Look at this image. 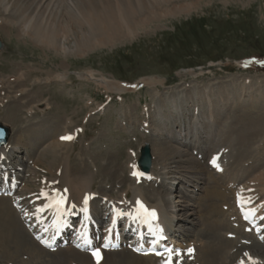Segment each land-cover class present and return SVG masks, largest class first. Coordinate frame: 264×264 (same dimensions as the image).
Here are the masks:
<instances>
[{
	"label": "rangeland",
	"instance_id": "374dc122",
	"mask_svg": "<svg viewBox=\"0 0 264 264\" xmlns=\"http://www.w3.org/2000/svg\"><path fill=\"white\" fill-rule=\"evenodd\" d=\"M12 1L17 0H5L6 4ZM25 1H30L29 3L35 6L38 0ZM9 14L11 8L8 11L0 9V24L4 23ZM174 17L150 23L146 30H139L124 43L92 50L85 57L73 55L67 59L35 46L26 36H19L13 24L10 29L7 27L0 31V122L11 129V138L21 140L24 139V131L30 127L44 123L51 125L50 132H44V140L39 141L36 147L24 141L19 143V148H13L12 152L9 150L10 164L3 165L6 169L1 165V171L8 177V182H0V196L10 199L9 204L16 212V220L18 218L25 234L21 244L14 241L9 232H2L0 226V264H23V260L29 264L30 259L35 261L34 264H81L77 258L71 256L64 259L57 257L72 250L84 253L73 242L72 233H75V226H79V220L72 223L70 233L63 237L58 247L53 250L40 244L39 241H45L46 236L36 234L38 238L35 239L36 231L31 232L38 222L34 216L39 207V194L47 179L51 177L48 172L51 156L47 153V147L57 136L66 135L63 133L66 130L69 134L78 130L79 134V141L73 147L76 150L70 158L73 168L80 164L94 175L90 205L93 233L96 236L101 235L109 222L105 202L117 204L126 192L130 193L131 200L134 187L139 186L147 196L148 205L153 203L156 197H161L162 200L166 198L163 203L167 215L173 218L171 233L179 249V252L174 253L175 264H197L199 252H203L212 242L210 235L202 227L200 216V205L206 200L208 187V177L205 174L210 172L220 179L226 188L235 181V189L231 191L233 196H230L233 209L234 194L243 190L250 192L247 184H256L251 182L250 177L253 174H264V138L261 134L250 136L246 132L244 141L237 138L231 147H227V135L231 134V131L226 128L222 129L224 137L217 143L212 142L213 137L206 133L197 136L188 128L184 129L177 124L168 125L166 131H160L165 127L166 120L161 121V116H155L151 111L153 89L142 86L135 92H127L128 94H110L97 83L80 78L93 73L95 79L106 78L131 86H136L145 79H156L165 82L156 87L161 93L170 92V88L186 89L196 81L209 84L211 81L216 83L235 79L240 87L237 93H241L239 90L242 87L247 90V93H243L242 100H248L250 94L263 96L260 105L253 109L258 113L257 119L264 124V80H261L264 77V0H205L189 13ZM66 48L72 50L74 41L66 45ZM189 72L202 76H188L186 73ZM61 74L64 77L55 79ZM250 79L257 82L256 89L250 90L251 92L246 84ZM16 81V85L11 84ZM182 83H185L183 87ZM257 87H260V90ZM232 103L233 100L229 101L220 121L227 120L226 123L238 132L236 129L240 128V124L237 123L239 121L235 122V111H238L235 106H231ZM147 109L149 114L146 113ZM29 112L32 113L28 114ZM8 113L9 117H15L14 121H3L2 118ZM240 116L238 112L237 118ZM201 120L204 121V118ZM261 133L264 134V130ZM153 140L176 147L177 151L183 153V158L178 157L175 161L167 162L154 159V147L151 144ZM146 144L151 147L155 172L150 180L148 178L134 182L132 168L137 167L141 155L139 151ZM228 148L235 149V153L228 152ZM217 154H221L224 159L220 161L222 172L216 171L217 168L212 165ZM237 164L240 168L243 166L244 170L248 169V172L252 170L249 175L253 174L248 175L249 178L239 180L226 175L228 171L236 169ZM57 167L58 164L52 169L56 171ZM12 180L19 181L17 188H13ZM257 188H252L254 191L251 197L254 200H262L264 193L258 196V190L262 188ZM23 199V207H28L23 208L24 210L20 204ZM233 214L237 213L228 210L224 219H228L229 225L236 230L239 220L237 221L238 216L233 217ZM25 218L30 219L32 224L25 223ZM263 222L264 220L261 223L264 224ZM239 233L237 237L244 239L243 232ZM219 234L222 239L236 242L235 244L240 246L229 250V261L226 264L244 261L249 249L246 242L240 238L235 240L234 235L225 230ZM255 235L258 236L257 240H264V232ZM35 245L42 247H38L42 252L35 255L28 253L27 249ZM131 247L125 243L121 250L130 251ZM188 250H192L191 253ZM257 250L258 248L255 249L257 256L264 255L262 250ZM19 254L24 256L20 258ZM120 255H113L104 261L93 260L89 264L160 263L159 260H144L133 252L128 259H123ZM260 259L258 263L264 264V256H260Z\"/></svg>",
	"mask_w": 264,
	"mask_h": 264
},
{
	"label": "bare ground",
	"instance_id": "6f19581e",
	"mask_svg": "<svg viewBox=\"0 0 264 264\" xmlns=\"http://www.w3.org/2000/svg\"><path fill=\"white\" fill-rule=\"evenodd\" d=\"M203 1L205 0H38L36 2L37 4L34 6L32 3H29L30 1L25 0L12 1L10 4H6L5 0H0V9L8 11L9 8H11V14L4 19V23L0 24V31H4L3 29H6L7 27L10 29V25L13 24L16 26L17 34H19V36H26L31 39L30 41L33 42L32 44L43 50L53 52L59 56L61 55V57H66V59L73 55L75 57H85L88 53L92 52V50H96L98 48L105 49V47L114 46L130 40V38L135 36L139 30H146L150 23L164 21L172 16L177 17L179 15H183L184 13H189L192 8L195 9L196 6H199V4ZM58 10L60 12H58ZM73 41L74 48L72 50H68L69 48H66V45L68 46V44ZM186 74L196 78L202 76L194 74V72ZM93 76V73H89L87 76L80 78H83L88 82L97 83L99 87L103 90H107L110 94L124 95L128 94L127 92H135L142 86H146L147 88H150V90L153 89L152 92L154 96L152 97L153 100H151L153 101V109L151 111L155 114V116H161V121L164 120L165 122L166 120L164 125L165 127L160 131H166L168 125L171 126L177 124L183 126L184 129L188 128L191 130V133H194L195 135L206 133L208 136L213 137L212 142L217 143L218 140H221L224 137L223 130L226 128V130L230 129L229 131H231V134L227 135L228 139L226 140L227 144L225 145L227 147L234 144L237 138H239L240 141H244L246 132L250 136H253L255 133H259L262 135L261 137L264 138V134L261 133V131L264 130V124L257 119L258 113H256L253 109L257 108V105H260V101L261 98L263 99V96L250 94L248 95V100H242L243 93H247V90L242 87L239 90L241 93H237L240 87L237 84L238 81L236 82L235 79L216 83L211 81L209 84H202L203 82L196 81V83H191L190 87H187L186 89L182 88V90H173L170 88V92L161 93L156 87L165 82L160 80L145 79L142 80L140 84L138 83L136 86L133 84L131 86L126 83L110 81L106 78L95 79ZM62 77H64L63 74H61V76L58 75L55 79ZM64 80H66V78ZM245 80L246 79H244V81ZM261 80H264V77H262ZM253 82L254 81L251 80L246 83L249 87V91L256 89L257 82ZM16 83L18 82H12L11 84L16 85ZM184 84L185 83H182L181 87H183ZM257 88L260 90V87ZM232 100L233 103L231 106H235L237 108L236 110L241 114L238 119V112L236 113L235 111V122L239 121L237 123L240 124V128L236 129L238 132H235V130L226 123L227 120L220 121V118L224 115V111H226V107L229 105V101ZM147 112L148 109L146 110V113ZM251 112H253L252 115H250ZM30 113L32 112H29L28 114ZM149 113L150 111L147 114ZM226 115L227 112L225 117ZM13 118L15 117H9L8 113L2 119L7 122L6 120L14 121ZM202 118H204V121L201 120ZM213 122L218 123L215 124ZM226 125L229 127L227 128ZM50 128V124L44 123L43 125L40 124L36 127L33 126L27 131H24L23 140H21V138L15 139L12 137L8 146L0 149V164L2 166L4 164L5 166L10 164V158H8L11 157L9 150L12 152L13 148H19V143H22L23 141L36 147L39 141L44 140V132L48 130L50 132ZM63 133H66V135L57 136V138H55L54 141L47 147V149H49L47 153L51 156V160L48 162V172L51 174V177L50 179H47L46 182L44 181V188L40 192L41 194H39V207H37L38 209L34 216L35 220L38 222L33 229H36V233H39L40 236H47L50 240L48 242L43 241V244L51 247L50 245H52L54 239L59 238L60 234L64 235L67 233L65 231L69 230V227L67 226L70 221H74L78 218L80 219V225L77 231L78 241L75 245H77V247L81 250L90 252L85 246V239L88 234H90V237L95 241L94 244L98 242L97 238L93 236L90 231L92 229L89 223L92 217L90 205L92 204L91 192H93L92 186L94 175L86 167L83 168L79 164V166L76 165L73 168V164L70 163V158L76 150V148L73 149V147L75 146V143H78L79 141L78 130H75L71 134H69L70 132L68 130ZM155 140L151 143L154 147L152 151L154 159H158L160 162H167L175 161L178 157L183 158V153L177 151L178 149L176 147L156 143ZM11 144L14 145V147ZM226 150L231 152V154L232 152L234 154L236 151L235 149L231 150L229 148ZM223 160L224 159L221 154L215 155V159L212 161L213 164L212 162L211 164L214 168H217L216 171H223V167L220 166L222 163H220V161ZM56 164H58V167L55 168L56 171H54L52 168H54ZM242 167L240 168L239 164H237L236 169L228 171L226 175H230L231 177L233 176L232 179L236 177L237 180L244 179L246 177L249 178V176L253 174L251 173L249 175L252 170H249L250 172H248V169L244 170ZM2 168L6 169L4 166ZM133 168L134 182L140 180L145 181L146 174L140 171L136 166ZM154 172L155 165L149 173L150 176L147 178L150 179ZM205 175L208 177V187L205 193L206 200H202L203 203L200 205V216L202 217V227H204L206 232L210 235L212 242L205 247L203 252H199V257L196 262L199 261V264H226V262L229 261L227 257L229 255L228 253H230L229 250L232 251L240 246L236 245V242L234 243L232 241L222 239V236L219 233L222 230H225L228 231L229 234H233V238L235 240L240 238L237 236L240 234L239 231H242L244 239L240 238V240L245 241L246 247L249 248L245 260L242 262L241 260H238L236 264H259L258 262L261 261L260 256L264 255L257 256L255 249L258 248V250L260 249L262 250V253H264V240H257L258 236H255L253 231L247 229L249 228V225L244 223L237 214H233V217L238 216L239 218H235L237 221L239 220L236 230L233 229V226L231 227V225H229L227 222L228 219L226 220L224 218L228 210H230L231 213L237 212V210L235 211L237 203L247 202L251 206L252 212H254L257 216L256 220L260 221L262 218L264 219V198L262 200L257 198V200H254L253 197H251L253 194L252 191H254L252 188L254 187L262 188L261 190H258V196H262L264 193V174H253L252 177H250L251 182L256 183L253 186H251L250 183L247 184L246 187L250 189V192H245L243 190L242 192L235 193L234 191L235 194H233L236 197H234V200L236 201L234 204L235 209H233V205L230 200V196L232 195L231 191L235 189V181H233L231 185L226 188L221 180L211 175L210 172ZM14 183L18 186L19 181L17 180ZM133 191V197L131 200H129L130 193L126 192L121 196V199H119L117 204L110 205V201H106L104 205L109 207V212L115 211L118 214H123L125 211L129 212L131 214V221H139L142 225H148L150 220L147 215H151L153 216L152 225L148 226L156 225L160 228H164V233H166V235L171 233L173 218L167 215L168 212L165 210L166 208L163 202L166 198H163L164 200H162L161 197H156L153 199L154 202L151 204L149 203L148 205V203H146L148 201L147 196L144 191H142L141 187L135 186ZM59 198L64 199V204L62 206L58 204ZM9 200L10 199L8 197L0 196V226L2 227L0 228L4 233L9 232L8 234L13 236V239H15L14 241L21 243L23 241V234H25V231L23 226L18 221V218L16 220V212L10 206ZM24 202V199L20 201L22 210H24L25 207L27 208V206L23 207ZM40 204L42 206H40ZM260 226L261 228L263 227V225ZM104 231L103 237L106 241L111 235V224H107L106 230ZM5 238L3 240H5ZM170 239H174V237H171ZM32 245L33 244H31V246ZM100 246L95 248L100 249ZM38 247L42 249V247L35 245L32 248H28L27 252L32 255L41 253L42 251H39L40 249ZM132 249L133 250L130 251L133 252L134 255H137L135 253L136 248L133 247ZM176 250L179 251V249ZM130 251H102L100 252L101 255L99 257H101V260L104 261L113 255L121 254V258L128 259L131 256ZM190 251L188 250L189 253H191ZM18 252L20 253V251ZM172 253L173 252L164 254L161 257H156L152 254L137 256L144 260L146 259L153 262L155 260H159V264H175V261L173 260L175 254ZM23 256L24 254L19 257L21 258ZM68 256L77 258L78 262L81 264H89L90 261L96 260L95 257L89 255V253H81L75 250L69 251V253L63 252L57 257L59 259H64ZM231 258L232 256L230 257V260ZM28 262L29 264L35 263V261L31 259ZM23 264L28 263H25L23 260Z\"/></svg>",
	"mask_w": 264,
	"mask_h": 264
},
{
	"label": "water",
	"instance_id": "95a60500",
	"mask_svg": "<svg viewBox=\"0 0 264 264\" xmlns=\"http://www.w3.org/2000/svg\"><path fill=\"white\" fill-rule=\"evenodd\" d=\"M1 42V41H0ZM2 49V43H0V50ZM11 132L10 129L3 126L2 123L0 122V148L3 146H6V144L9 141ZM151 147L150 145H146L141 149V158L138 162V166L140 169L145 172L149 173L151 168H152V154H151Z\"/></svg>",
	"mask_w": 264,
	"mask_h": 264
}]
</instances>
